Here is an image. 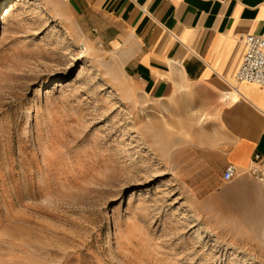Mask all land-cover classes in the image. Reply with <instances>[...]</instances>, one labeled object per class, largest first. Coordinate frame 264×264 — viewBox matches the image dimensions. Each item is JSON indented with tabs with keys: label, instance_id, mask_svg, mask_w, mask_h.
<instances>
[{
	"label": "rangeland",
	"instance_id": "1",
	"mask_svg": "<svg viewBox=\"0 0 264 264\" xmlns=\"http://www.w3.org/2000/svg\"><path fill=\"white\" fill-rule=\"evenodd\" d=\"M92 33L63 0H0V264H264L183 115Z\"/></svg>",
	"mask_w": 264,
	"mask_h": 264
},
{
	"label": "crops",
	"instance_id": "2",
	"mask_svg": "<svg viewBox=\"0 0 264 264\" xmlns=\"http://www.w3.org/2000/svg\"><path fill=\"white\" fill-rule=\"evenodd\" d=\"M63 1L87 35L95 31L112 47L129 46L127 71L147 100L183 115L197 136L202 168L215 162L223 181L229 165L242 173L255 155L264 164V86L232 89L245 55L241 36L264 38V0ZM231 184L235 190L211 199L227 215L257 217L264 239V183L241 175Z\"/></svg>",
	"mask_w": 264,
	"mask_h": 264
},
{
	"label": "built area",
	"instance_id": "3",
	"mask_svg": "<svg viewBox=\"0 0 264 264\" xmlns=\"http://www.w3.org/2000/svg\"><path fill=\"white\" fill-rule=\"evenodd\" d=\"M245 55L241 66L233 79L234 92L243 83L264 86V38L258 35H242ZM241 175L247 176L257 183H264V164L260 155L253 157L252 165L242 173L233 165L226 167L222 174L225 183H231Z\"/></svg>",
	"mask_w": 264,
	"mask_h": 264
}]
</instances>
